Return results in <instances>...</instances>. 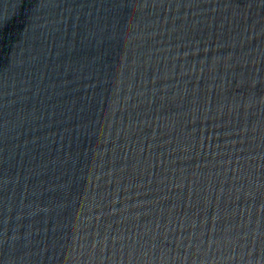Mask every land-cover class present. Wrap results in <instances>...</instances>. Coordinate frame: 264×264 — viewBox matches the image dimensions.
<instances>
[{
	"label": "water",
	"instance_id": "1",
	"mask_svg": "<svg viewBox=\"0 0 264 264\" xmlns=\"http://www.w3.org/2000/svg\"><path fill=\"white\" fill-rule=\"evenodd\" d=\"M0 264H264V0H0Z\"/></svg>",
	"mask_w": 264,
	"mask_h": 264
}]
</instances>
